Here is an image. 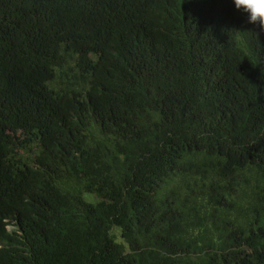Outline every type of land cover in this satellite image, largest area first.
Here are the masks:
<instances>
[{
    "label": "trees",
    "instance_id": "16d2710c",
    "mask_svg": "<svg viewBox=\"0 0 264 264\" xmlns=\"http://www.w3.org/2000/svg\"><path fill=\"white\" fill-rule=\"evenodd\" d=\"M0 264H264V30L234 0H0Z\"/></svg>",
    "mask_w": 264,
    "mask_h": 264
},
{
    "label": "clouds",
    "instance_id": "9594fccd",
    "mask_svg": "<svg viewBox=\"0 0 264 264\" xmlns=\"http://www.w3.org/2000/svg\"><path fill=\"white\" fill-rule=\"evenodd\" d=\"M234 5L237 10H242L247 14V22L250 24L258 25L264 30V0H234ZM115 227L120 228L121 241L113 233ZM109 234L113 237L114 241L118 244L127 242L123 235V227L119 224H112L109 229ZM128 244V243H127Z\"/></svg>",
    "mask_w": 264,
    "mask_h": 264
},
{
    "label": "rangeland",
    "instance_id": "374dc122",
    "mask_svg": "<svg viewBox=\"0 0 264 264\" xmlns=\"http://www.w3.org/2000/svg\"><path fill=\"white\" fill-rule=\"evenodd\" d=\"M98 195V194H97ZM85 200L89 203H93V205H95V200H97V197H95V195L90 194V193H86L85 194ZM120 228L119 227H115L113 230V233L116 235V237L119 236L120 234ZM118 241H121V236L118 237ZM128 242L122 243V245L125 248V251L129 250V245L127 244Z\"/></svg>",
    "mask_w": 264,
    "mask_h": 264
},
{
    "label": "bare ground",
    "instance_id": "6f19581e",
    "mask_svg": "<svg viewBox=\"0 0 264 264\" xmlns=\"http://www.w3.org/2000/svg\"><path fill=\"white\" fill-rule=\"evenodd\" d=\"M94 195H95V194H94ZM95 197H97V200H95V204H96V203L98 202L99 198H98L97 195H95ZM108 216L111 217V215H108ZM6 220L8 221V219H6ZM6 227L9 228V229H11V230L16 228L15 224H14V223H10V222H8V224H7Z\"/></svg>",
    "mask_w": 264,
    "mask_h": 264
}]
</instances>
